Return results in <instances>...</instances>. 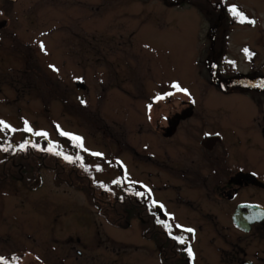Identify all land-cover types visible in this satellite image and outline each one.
I'll return each mask as SVG.
<instances>
[{"label":"flooded vegetation","instance_id":"af4514ba","mask_svg":"<svg viewBox=\"0 0 264 264\" xmlns=\"http://www.w3.org/2000/svg\"><path fill=\"white\" fill-rule=\"evenodd\" d=\"M81 1H61L64 6L56 14L60 16L51 13L45 19L54 21L58 32L44 29L45 41L36 42L34 35L29 40L39 43L40 53H49L51 60L45 57L47 67L40 69L26 55L23 68L17 72L10 68L3 77L33 83L37 90L59 79L66 87L72 84L74 89L92 88L97 93L103 87L118 88L119 97L110 91L106 98L107 115L112 120L114 103L126 100L122 92L130 97L141 85L137 88L141 92L138 110L122 116L123 129L117 136L120 147L111 141L109 145L130 159L127 168L118 159H106L110 175L105 181L98 177L103 171L101 161L83 163L94 176L90 182L96 213L101 214L104 197H122L125 207L135 209L126 211L125 217L138 218L139 226L135 228L146 240L145 250H139L140 243L132 248L124 245L118 254L132 252L131 257H110L116 254V246L82 242L73 234L69 238L76 241L32 248L27 243L9 241L10 235L0 229V264H264V76L252 71V47L246 49L245 45L243 63L248 65L243 71L226 56L229 34L222 32L224 28L216 34L208 33L197 57L201 64L195 67L200 77L199 96L176 97L174 90L162 89L144 71L146 81L139 71H129L130 60L140 61L139 49L134 48L137 40L130 43L122 34L117 38L98 37L96 20L89 12L87 23L76 19V6ZM211 1L215 2L213 8L221 10L217 14L223 18L220 22L229 24L234 19L230 13L233 0ZM88 4L89 9L96 8L95 1ZM239 19L235 16L237 22ZM205 20L209 25V16ZM54 42L60 50H54ZM102 60L104 65H98ZM132 76L137 78L134 89L128 86ZM210 80L223 94L243 97L209 98ZM146 93L148 97L143 100L142 94ZM157 95L160 97L155 98ZM65 158L73 159L70 155ZM104 189L108 194L103 193ZM204 242H210V248H203ZM65 250L71 255L67 256Z\"/></svg>","mask_w":264,"mask_h":264},{"label":"rangeland","instance_id":"374dc122","mask_svg":"<svg viewBox=\"0 0 264 264\" xmlns=\"http://www.w3.org/2000/svg\"><path fill=\"white\" fill-rule=\"evenodd\" d=\"M61 1L71 0H0V20H6L4 27L0 28V121L3 122L0 127L12 140L33 138L48 144L53 142L60 155L62 151L69 154L74 151L88 163L93 162V159L101 161L103 171L98 177L106 181L110 175L106 159H118L122 167L126 168L130 162L123 151L113 150L109 145L111 141L120 147L121 141L117 136L123 129L122 116L138 110L137 101L141 99L138 94L141 92L137 88L141 85L137 87V78L129 77L128 86L131 89L137 88L130 97L122 92L126 100L121 104L114 103L111 112L115 120H112L107 115L109 110L106 98L110 91H115L119 97L121 92L118 88L107 89L99 84L103 88L97 93L92 88L74 89L72 84L66 87L59 79L50 80V84L37 90L36 85H27L23 79V83H18L8 76L3 77L4 71L12 69L17 72L23 68L26 55L32 57L33 65L40 69L42 66L47 67L46 59L51 60L49 53H40L39 43L36 42L46 40L47 37L42 36L44 29H50V33L58 32L55 22H46L45 19L51 13L54 17L60 16L56 14L64 6L63 2L60 4ZM89 1L83 0L76 6L79 10V18L76 19L79 22L87 23L90 13L96 20L98 37L114 35L117 38L122 34L131 40L130 43L137 40L134 42L137 47L134 48L139 49L137 56L140 61L137 63L135 58L130 60L129 71H139V76L145 81L146 76H149L148 79L162 89L174 90L176 97L199 96L197 82L200 77L195 74V67L201 63L197 57L204 47L209 25L214 22L220 30L221 24L226 23L220 22L222 16L217 15V21L209 17L211 21L208 25L205 17L191 3L172 5L164 0H91L96 2V8L91 10ZM233 2L235 5L231 6L230 13L234 19L229 20L226 56L235 62L238 69L245 71L248 65L243 63L244 53H247L245 45L246 49L252 47V71L256 75H264V0ZM237 15L241 17L238 22L235 20ZM32 35L36 36V42H29ZM54 44V50H60L57 43ZM98 65H104L103 60ZM176 84L179 88L174 86ZM104 89L106 91L102 97ZM142 97L146 99L148 93L142 94ZM208 97L243 96L223 94L210 80ZM3 129H0V141ZM72 141L77 147L72 145ZM134 156L136 158V154ZM113 165L119 167L117 163ZM67 182L63 174L57 180L54 170L48 167L41 168L39 175L31 179V186L17 179L0 181V229L10 235L9 241L27 243L32 248L52 247L56 242L76 241L75 238H69V234H73L80 236L82 242L99 241L102 247L106 242L116 246V254L112 253L110 257H131L132 252L129 255L118 254L124 245L132 248L140 243L137 245L139 250H145L146 240L139 229L135 228L139 226L136 216L130 218L128 227L115 226L103 214L96 213L91 193ZM193 241H196L194 237ZM204 247L210 248V242H204ZM66 252L67 256L71 255L70 250ZM140 256L144 257L143 254Z\"/></svg>","mask_w":264,"mask_h":264},{"label":"trees","instance_id":"16d2710c","mask_svg":"<svg viewBox=\"0 0 264 264\" xmlns=\"http://www.w3.org/2000/svg\"><path fill=\"white\" fill-rule=\"evenodd\" d=\"M164 2L176 5L191 3L198 8L203 16H209L214 21H217V14L221 12L220 8H213L215 2L211 0L208 2L206 0H164ZM207 3L209 4L207 5ZM221 25L225 30L228 27V24ZM218 26L213 22L210 25L209 33H218ZM0 129H3V127H0ZM2 132V140L0 141V181L17 179L26 185H30L31 179L39 175L40 169L48 167L54 170L57 180L63 174V178L69 181L67 183L75 184L76 187H80L88 193H94L93 185L90 182L94 179V176L88 172V166L79 158L80 154L76 155L74 151L73 154L62 151L60 155L53 142L48 144L44 140L33 138L16 141L10 139V135H7L4 129ZM22 145L23 147H21ZM69 155L73 157L70 161L65 158ZM103 193L108 194L105 189ZM102 202H104V208L101 214L112 224L126 226L130 218L135 216L125 217L127 212L135 209L125 207L126 204L122 197H118V199L104 197Z\"/></svg>","mask_w":264,"mask_h":264},{"label":"snow or ice","instance_id":"6c2138e0","mask_svg":"<svg viewBox=\"0 0 264 264\" xmlns=\"http://www.w3.org/2000/svg\"><path fill=\"white\" fill-rule=\"evenodd\" d=\"M41 47L43 48V45H41ZM54 67V66H53ZM175 87H177V88H179V85L178 84H176V85H174ZM182 91H187V89H181ZM159 98V97H158ZM149 108H151V105H149ZM3 122L2 121H0V124H2ZM6 127H7V125H5ZM28 131H31V128H28L27 129ZM37 135H47V133H36ZM64 135H70V134H68V133H63ZM75 139H77V140H81L82 138H80V137H74ZM81 146H82V144H81ZM21 147H23V145L21 146ZM95 155H100L99 153H96ZM187 231H189V232H192V231H194L193 229H187ZM179 239V238H178ZM181 243H183V240L181 239V241H180ZM188 251L189 252H191V249L189 248L188 249Z\"/></svg>","mask_w":264,"mask_h":264},{"label":"water","instance_id":"95a60500","mask_svg":"<svg viewBox=\"0 0 264 264\" xmlns=\"http://www.w3.org/2000/svg\"><path fill=\"white\" fill-rule=\"evenodd\" d=\"M3 24H4V21H3V20L0 21V27H1Z\"/></svg>","mask_w":264,"mask_h":264}]
</instances>
